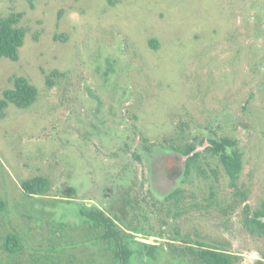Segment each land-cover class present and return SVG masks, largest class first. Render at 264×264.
Segmentation results:
<instances>
[{
	"label": "rangeland",
	"instance_id": "rangeland-1",
	"mask_svg": "<svg viewBox=\"0 0 264 264\" xmlns=\"http://www.w3.org/2000/svg\"><path fill=\"white\" fill-rule=\"evenodd\" d=\"M11 12L21 13L26 35L17 60L1 59L0 87L11 86L12 74L24 75L38 95L28 108L9 103L0 118V203L8 210L0 258L7 257L5 233H16L10 220L32 219L47 236L55 210L61 230L50 231L53 253L44 243L47 253L36 248L32 264H57L65 252L79 264L110 262L109 251L78 244L93 232L86 229L82 240L78 227L63 228L81 193L71 204L56 199L64 184L82 188L92 164H99V188L110 189L109 208L128 191L147 233L160 236L155 259L145 264H196L182 237L225 248L224 207L236 215L244 207L234 192L242 191L249 211L264 200V0H0V14ZM213 131L235 140L241 165L234 181L216 155L201 151ZM191 141L204 173L193 167L175 186L182 192L174 206L159 194V174L180 167L182 156L170 147ZM35 175L50 180L48 191L25 202L21 182ZM79 224L71 220V227ZM240 225L234 220L230 229L247 239L243 264H252L264 253V235ZM40 237L28 243L36 246Z\"/></svg>",
	"mask_w": 264,
	"mask_h": 264
},
{
	"label": "flooded vegetation",
	"instance_id": "flooded-vegetation-1",
	"mask_svg": "<svg viewBox=\"0 0 264 264\" xmlns=\"http://www.w3.org/2000/svg\"><path fill=\"white\" fill-rule=\"evenodd\" d=\"M217 127V125L215 124ZM213 134V137L208 139V145L204 146L203 150H206L208 147H211L212 141H218L220 139L224 138H229L226 136L223 137H215V131L211 132ZM231 139V138H229ZM236 144V143H235ZM198 145L194 144L192 141L191 142H184L181 143V145L178 147L172 146L170 147L171 150H173V153H177V155L182 156L180 159V167L172 172L168 173L165 168H163L161 175V183L160 186H158V191L159 194L164 195V200L165 201H171V203L175 206L179 204L180 202V193L182 192V188H175V186L178 183H183L188 176H192V168L196 167L197 170L198 168V163L197 161L200 159L199 156L190 159V165L189 167L187 166V163L189 161V157L192 154L195 153H200L201 151L197 147ZM235 148V145H234ZM236 149V148H235ZM144 150L146 152H150V147L144 146ZM211 152L213 155H216L218 157V160L221 163V160L219 158L218 154H215L214 151L208 150ZM231 149L226 147V152L230 153ZM239 154V153H238ZM135 158L140 159V157L135 154ZM179 156V157H180ZM240 157V155H239ZM89 164L85 163V167H88ZM93 167H89V173L84 172L81 173L84 181V186L82 188L79 187L76 188L72 186L71 184H64L61 187V197H57L56 199H64L63 201L71 204L74 200V195L76 193H81V196L83 198L79 199V205H77V212H73L72 214V219L77 218L80 221V224L76 227H71V220L66 221L63 225V228H66L67 223H69V230L76 229L77 227L80 229V233L85 234L86 229L90 232H93L87 236L84 240L83 237L84 235L82 234V240L81 242H78V244H84V241L87 242L90 246L89 249L90 251H93L98 248L100 253L109 251L110 252V262H107L105 264H133V261H140L142 264H145L148 261H153L156 257L155 251L160 247V243L157 241V239L160 237L156 234H150L147 233L148 230L144 227L145 223L143 222V219H146V216L144 215L143 211H136L135 206L133 207L130 203H132V195L129 193L125 192L122 194L121 197L116 198V202L113 203V207L116 205L117 209L114 207V210L109 208V201L110 197L108 195V192L110 189H107V187H104L103 189H100L98 186L99 180L102 178L100 177V173L98 171L99 169V164H92ZM223 166V165H222ZM84 167V168H85ZM83 168V169H84ZM202 172V170H201ZM214 173V172H213ZM77 172L74 171V175H76ZM36 176V175H35ZM34 177V176H32ZM30 177V178H32ZM27 178V179H30ZM47 178V177H46ZM48 179V178H47ZM175 183V184H174ZM50 185V180L48 179V187L41 193H36L32 191H26L22 188L24 192V196L26 199H24L25 202H27L29 199L35 197V196H43L46 194L48 191ZM211 185L209 186V195L208 198L212 197L213 198V190L212 187L210 189ZM83 191L80 192V191ZM161 190V191H160ZM242 192V191H241ZM235 195H238L239 199L236 200V202H240L244 204V207L242 210L240 209L239 215H236L237 211L234 210V207L232 208L230 205L224 207V216H223V222H224V247H220L218 245H206V244H201L198 241H195L194 244L189 243L186 241V238H181L182 241L187 243L188 251L190 252V257L191 259L196 258V264H204V262L201 260L198 250L199 247H208L212 249V251H221L226 253L225 261L224 264H229L231 260L236 263V264H243V261L246 259L247 252L249 251L248 249H245L243 244L245 245V238L244 241L241 239V237L235 238L231 232V222L234 220H238L240 222V226L244 227L241 228L245 230L244 232H256V234H261L262 233L261 229L257 226V220H262L264 221V216H259L256 215V212H259L262 207H263V202H261L260 207L258 209L254 210H247L245 200V196L240 194V191H235ZM99 199V203L96 201ZM106 200L108 201L105 203ZM52 201H56L53 200ZM213 200L208 201V205L213 204ZM4 202L0 203V220H3L5 216H7L8 210L5 207V203L2 206L1 204ZM55 206H58V202H55ZM138 204V203H137ZM227 208V209H225ZM18 206H16L15 212H19ZM53 210V217L46 223H48V228L50 227L51 229L46 230L48 233L47 236L43 235L40 233L38 230V225L36 224H30L28 221L32 220L29 219L26 221L25 219L23 220H18L19 224L24 226V230L21 229L23 227L17 226V222L15 221L16 219L13 218V221H9L10 225L14 223L12 228H14V233H5L4 237L2 238V243H1V249L5 252L7 257H1L0 258V264H32L34 261L37 260V254H36V248H43V252H46L44 250V243H46V249L48 253H53V248L55 245L49 244V239H50V231L52 230L53 233L55 231L61 230L60 227L55 225L54 228V220L57 218L56 212ZM131 211V212H130ZM130 212L128 215L127 213ZM19 214H26V213H19ZM176 214H179L177 212ZM127 215V216H126ZM53 218V219H52ZM38 223L41 221L40 218L37 219ZM48 220V219H46ZM15 221V222H14ZM138 221V222H135ZM33 222V220H32ZM165 222V221H164ZM1 224L5 225L4 222ZM18 224V225H19ZM228 224V227L227 225ZM3 226H0V232L2 230L6 231L5 229L2 228ZM68 228V227H67ZM66 228V229H67ZM178 230H175V233H177ZM70 232V231H69ZM242 234V232L240 231ZM66 234V233H65ZM70 234V233H69ZM69 234L66 237H69ZM38 236H41L37 241L36 246L30 245L28 242L33 241L34 239H37ZM162 236V234H161ZM171 241L175 238H170ZM43 240V241H40ZM51 240V239H50ZM72 243H69L68 246L70 248ZM190 244V245H189ZM51 246V247H49ZM241 247V248H238ZM29 250L26 253V257L24 258V253L25 248ZM79 249V247H77ZM40 251V250H39ZM70 251V250H69ZM121 251L120 254L118 255L117 252ZM46 252V253H47ZM76 255H70L69 253H64V256L60 257L57 261V264H79L77 263L78 261L75 259ZM92 258L87 259L85 258V261L88 263L92 264L93 263ZM83 261V260H80ZM264 264V253L263 255L257 256L255 261L252 264ZM47 264H56L54 262V259L51 262H48ZM82 264V263H81Z\"/></svg>",
	"mask_w": 264,
	"mask_h": 264
},
{
	"label": "trees",
	"instance_id": "trees-1",
	"mask_svg": "<svg viewBox=\"0 0 264 264\" xmlns=\"http://www.w3.org/2000/svg\"><path fill=\"white\" fill-rule=\"evenodd\" d=\"M110 5H114L115 0H107ZM20 12H11L9 14H0V61L2 58L10 60H17L19 56V49L24 43L26 35L25 28L19 24L21 20ZM149 45L152 48H157L158 42L156 39L149 40ZM10 87L1 89L0 87V118L4 116L5 109L9 103L17 108H28L31 106L38 95L37 88L24 75L12 74L9 77ZM235 140L229 138H222L218 141H212L211 147L206 151L212 150L219 155L223 168L231 181L236 179L240 169V157L238 151L234 148ZM226 147L230 148V153L226 152ZM201 156V152L192 154L189 157L187 166L190 165V159ZM202 169H200L201 171ZM202 173L204 171L202 170ZM21 186L26 191L36 193L43 192L48 187V179L42 175H36L30 179H25L21 182ZM211 189V187H210ZM240 194L242 193L241 190ZM259 216H264V202L263 207L259 212L255 213ZM257 226L264 233V221L257 220ZM121 251H118L119 255ZM198 254L204 264H224L226 253L221 251H212L208 247H199ZM229 264H236L232 260ZM261 264V263H260Z\"/></svg>",
	"mask_w": 264,
	"mask_h": 264
}]
</instances>
